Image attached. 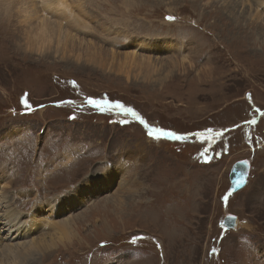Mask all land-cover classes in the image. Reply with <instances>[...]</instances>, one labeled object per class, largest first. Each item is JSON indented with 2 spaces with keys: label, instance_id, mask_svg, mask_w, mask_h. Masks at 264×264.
Instances as JSON below:
<instances>
[{
  "label": "rangeland",
  "instance_id": "374dc122",
  "mask_svg": "<svg viewBox=\"0 0 264 264\" xmlns=\"http://www.w3.org/2000/svg\"><path fill=\"white\" fill-rule=\"evenodd\" d=\"M59 1L0 0V195L50 246L0 264H264V0Z\"/></svg>",
  "mask_w": 264,
  "mask_h": 264
},
{
  "label": "bare ground",
  "instance_id": "6f19581e",
  "mask_svg": "<svg viewBox=\"0 0 264 264\" xmlns=\"http://www.w3.org/2000/svg\"><path fill=\"white\" fill-rule=\"evenodd\" d=\"M260 2V1H259ZM258 2V3H259ZM263 2V1H262ZM57 4H58V6H61V5H64V2H62V1H59V0H57V2H56ZM262 4V3H261ZM263 5H264V3H263ZM1 6V5H0ZM261 5H259V6H257V7H260ZM53 9H55V8H51V10H53ZM46 9L42 6L41 7V11H45ZM50 10V11H51ZM56 10V9H55ZM263 10V9H262ZM87 13V12H86ZM85 13V14H86ZM260 13H262L263 15H264V12L262 11V12H260ZM50 15V14H49ZM77 23H78V21H77ZM60 25L61 24H59V26H58V31H59V36H60ZM42 34V32L40 31V34H39V36ZM49 38L48 39H46V38H43L42 36H40V37H38L37 39H34L32 42H33V44H29V46L31 47V48H33V49H35V50H41L42 48L44 49V51H46V50H48V47H49ZM158 45H160V44H158ZM163 47V46H162ZM156 48V47H155ZM158 48V47H157ZM159 49V48H158ZM153 51H155V50H153ZM55 171V170H54ZM229 179V178H228ZM87 186H90L91 184H86ZM87 189H88V187H86ZM103 189V188H105V187H98V189ZM70 191V190H69ZM80 192H82V191H80ZM80 197V196H79ZM11 199H15L16 201L18 200V198L16 197V196H14L13 195V197H10ZM55 201V204L56 205H58V201H56V198L54 199ZM19 201V200H18ZM51 201H52V199H51ZM87 201V200H86ZM43 202V201H42ZM42 202H40V204H39V206H38V208L37 209H40L39 211L40 212H42V210L44 209V205H43V203ZM45 202V201H44ZM48 202V201H47ZM80 202V201H79ZM99 202V201H98ZM15 205V204H14ZM91 205H93V204H91ZM147 205V204H146ZM10 206H11V202H9L7 199H6V197H5V194H2L1 193V195H0V210L2 209V208H8V209H6L5 211H3V214L0 216V223L2 224V226H0V246H1V248H2V246L4 245V249H2V250H0V255H1V257H6L7 256V252L9 251V250H13V249H16V248H18V247H20L21 245V247H28L29 249H32L33 251H34V254H42L44 251H46V250H48L49 248H50V246L49 245H45V244H43V243H41L40 242V240L42 239V238H44V234H41V235H43V236H41L40 238H34V237H32V238H29V240H25L28 236H31L33 233H34V231L36 230V233H37V227H36V225H33L32 223H31V221H29V222H26V221H23V220H21V218H22V215H20V214H18L17 212H15L14 211V209L12 208V206H11V208H10ZM90 206V205H89ZM96 206V205H95ZM50 207H52V202H51V204H50V206H49V208ZM72 207H73V205H72ZM94 207V206H93ZM35 208V211H37L38 212V210ZM76 208V207H75ZM17 209V208H16ZM63 209V208H62ZM87 209V208H86ZM20 210V209H19ZM54 210V209H53ZM66 211V210H65ZM64 211V212H65ZM34 212H32V214H33ZM44 213H45V215L47 214L46 213V211L44 210ZM70 213V212H69ZM144 214V218H146V219H151L150 218V216H147L145 213H143ZM39 219H41L40 217H39ZM168 219L170 220V221H172V218L171 217H168ZM58 221V220H57ZM66 221V220H65ZM236 222H238V221H236ZM48 226V228L50 227V224H48L47 225ZM66 226H68V223L67 222H63L62 224H59V225H57V223L55 224H52L51 225V227L52 228H54V229H60V228H62V227H66ZM59 235V234H58ZM134 235V234H133ZM18 238V239H22V241H26V242H22L21 240L20 241H17V242H15V243H11L12 241H14L15 240V238ZM135 239V238H134ZM176 239V238H175ZM10 240H11V242H10ZM174 240V239H173ZM6 242V244H4L5 242ZM134 243V242H133ZM132 243V244H133ZM176 246V245H175ZM129 248V247H128ZM172 248V247H171ZM170 248V249H171ZM127 249V248H126ZM140 249V248H139ZM181 249V248H180ZM134 250V249H133ZM179 250V249H178ZM177 250V254H179L178 252L180 251H178ZM14 253V255H16L18 252L16 251V252H13ZM170 253V252H169ZM30 256L32 255V254H29ZM116 255V252H114L113 253V256H115ZM180 255V254H179ZM182 255V254H181ZM44 256V255H43ZM123 257V256H122ZM124 258V257H123ZM165 259V258H164ZM117 262V261H116ZM123 263V262H122ZM163 263V262H162Z\"/></svg>",
  "mask_w": 264,
  "mask_h": 264
},
{
  "label": "water",
  "instance_id": "95a60500",
  "mask_svg": "<svg viewBox=\"0 0 264 264\" xmlns=\"http://www.w3.org/2000/svg\"><path fill=\"white\" fill-rule=\"evenodd\" d=\"M250 165L248 161L241 160L234 163L228 174L229 177V189L228 195H232L241 190L247 183V177L249 175ZM237 218L231 215H226L221 223V227L224 230H234L237 226Z\"/></svg>",
  "mask_w": 264,
  "mask_h": 264
},
{
  "label": "snow or ice",
  "instance_id": "6c2138e0",
  "mask_svg": "<svg viewBox=\"0 0 264 264\" xmlns=\"http://www.w3.org/2000/svg\"><path fill=\"white\" fill-rule=\"evenodd\" d=\"M91 103L95 104L96 102H95V101H91ZM167 135H171V134L169 133V134H167Z\"/></svg>",
  "mask_w": 264,
  "mask_h": 264
}]
</instances>
